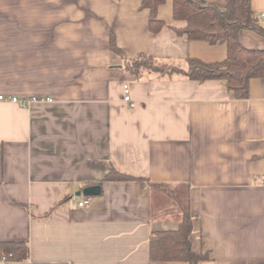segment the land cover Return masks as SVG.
<instances>
[{
    "label": "crops",
    "instance_id": "0c3cea01",
    "mask_svg": "<svg viewBox=\"0 0 264 264\" xmlns=\"http://www.w3.org/2000/svg\"><path fill=\"white\" fill-rule=\"evenodd\" d=\"M142 2L0 0V95L51 98L0 100V242L30 249L14 264H190L150 256L152 235L179 230L187 209L198 264H264V77L237 99L221 79L132 73L141 54L182 70L227 56L177 33L174 0L151 31ZM240 39L264 47L253 30Z\"/></svg>",
    "mask_w": 264,
    "mask_h": 264
},
{
    "label": "trees",
    "instance_id": "16d2710c",
    "mask_svg": "<svg viewBox=\"0 0 264 264\" xmlns=\"http://www.w3.org/2000/svg\"><path fill=\"white\" fill-rule=\"evenodd\" d=\"M222 9L216 4L202 0H174L173 11L176 20L186 22V26L176 29L179 35H187L192 40H205L212 44L227 45V56L217 62H205L200 59L189 61L186 70L167 64H156L153 57L141 54L128 60L126 67L139 75L145 69H156L161 72L183 71L190 79L205 81L221 79L237 99L250 96V82L254 78L264 77V47H246L240 39L244 30H253L264 37V26L260 24L261 15L252 9L251 0H224ZM165 0H143L142 8L148 9L149 28L159 32L165 22L158 17V9ZM111 48L122 53L115 36L111 37ZM112 180H140L123 175L116 170L108 176ZM156 186V185H154ZM194 224L189 210L183 216L182 224L177 231H158L150 238V256L152 260H187L198 264L205 260L207 254H198L192 248L191 235ZM29 245L25 241L0 242V259L6 264H14L29 257Z\"/></svg>",
    "mask_w": 264,
    "mask_h": 264
},
{
    "label": "built area",
    "instance_id": "2783aa9c",
    "mask_svg": "<svg viewBox=\"0 0 264 264\" xmlns=\"http://www.w3.org/2000/svg\"><path fill=\"white\" fill-rule=\"evenodd\" d=\"M261 17L264 19V13L261 14ZM0 100L3 101H11L14 103H18L21 106H28L31 102L35 101H45V100H51L49 97H40V96H28V97H18V96H7V95H0ZM124 100L128 103H130L131 106H134V103L131 99L130 95V86L129 84H124ZM90 200L88 198H84L82 200L78 201V206L83 207L88 205ZM0 262H5L4 259H0Z\"/></svg>",
    "mask_w": 264,
    "mask_h": 264
}]
</instances>
